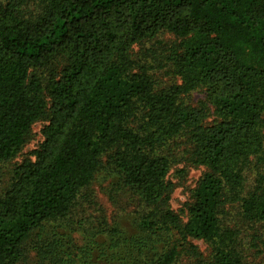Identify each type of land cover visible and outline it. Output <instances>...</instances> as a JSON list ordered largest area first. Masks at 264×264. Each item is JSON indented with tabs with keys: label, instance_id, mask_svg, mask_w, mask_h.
I'll return each instance as SVG.
<instances>
[{
	"label": "trees",
	"instance_id": "trees-1",
	"mask_svg": "<svg viewBox=\"0 0 264 264\" xmlns=\"http://www.w3.org/2000/svg\"><path fill=\"white\" fill-rule=\"evenodd\" d=\"M164 34L174 42L162 46ZM42 69L45 83L31 75ZM151 69L178 83L161 87ZM194 91L203 104L180 102ZM42 119L34 160L0 194V264H173L181 251L196 256L188 237L210 246V264H242L241 231L221 219L239 203L264 229V0H0V164ZM184 136L192 165L207 169L186 223L167 182ZM251 161L258 179L244 193ZM102 170L136 199L142 234L112 229L95 261L98 234L72 251L51 226H71L81 201L92 204Z\"/></svg>",
	"mask_w": 264,
	"mask_h": 264
},
{
	"label": "rangeland",
	"instance_id": "rangeland-1",
	"mask_svg": "<svg viewBox=\"0 0 264 264\" xmlns=\"http://www.w3.org/2000/svg\"><path fill=\"white\" fill-rule=\"evenodd\" d=\"M28 11L34 13L33 8H29ZM173 40L174 38L169 34H164L158 38L162 46L171 42L173 43ZM144 48H149V44L134 46L130 52L131 59L135 61L139 60L142 57ZM158 59H160V56ZM149 62L151 63L150 60ZM144 65L147 66L149 63ZM54 69L59 70L60 65L56 64ZM150 73L153 77L157 78L161 87L178 83V79L169 76L164 70L151 69ZM31 75H34L45 83L48 72L45 69L36 70L32 71ZM180 102L187 106L199 107L205 102V97L201 91H194L180 96ZM214 121V117L210 112L204 124L210 126ZM44 123L43 119L33 123L21 151L12 160L0 164V194L8 187L15 168L25 161L34 160L33 152L42 141L40 132ZM186 140L187 137L184 136L174 141L176 147L174 149L171 148V152L173 151L174 156L177 153L178 158L171 166L167 175V182L171 185L172 190L169 206L182 223H186L187 221L186 206L191 203L192 192L197 187L201 177L207 172V169L203 166L192 165L190 155L192 148L186 143ZM261 173H264V170ZM244 176V193H247L252 191L256 179H258V173L254 168V161L249 163L244 171ZM112 179V177L107 175L105 170L99 172L87 191L92 198V204L81 201L80 206H77L72 214L71 226H65L64 224L60 227L51 226L54 232L59 235H65L69 239V246L75 247L72 248V251H79V249L92 241L91 237L93 235L98 234L96 239H94L95 242H91L94 243L95 261L98 260L96 256L102 245L109 243V235L114 231L112 229H117L125 233L126 236L142 234L136 227L137 214L134 213L138 209L136 208V199L129 192L121 188L116 189ZM224 210L226 214L221 219L225 223L224 225L241 231L242 264H264L263 227L259 224H248L240 214L239 203H227ZM187 241L195 248L196 256L193 257L181 251L180 256L173 264L211 263L212 254L210 246L207 243L191 237H188ZM149 258H151V255ZM129 261H131V264H145L146 262L145 258L141 257L138 258L137 262H133L131 258Z\"/></svg>",
	"mask_w": 264,
	"mask_h": 264
}]
</instances>
